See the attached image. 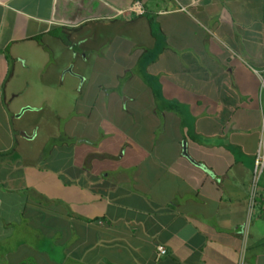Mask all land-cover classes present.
Listing matches in <instances>:
<instances>
[{
	"label": "crops",
	"instance_id": "crops-1",
	"mask_svg": "<svg viewBox=\"0 0 264 264\" xmlns=\"http://www.w3.org/2000/svg\"><path fill=\"white\" fill-rule=\"evenodd\" d=\"M263 130L264 0H0V264H264Z\"/></svg>",
	"mask_w": 264,
	"mask_h": 264
},
{
	"label": "rangeland",
	"instance_id": "rangeland-1",
	"mask_svg": "<svg viewBox=\"0 0 264 264\" xmlns=\"http://www.w3.org/2000/svg\"><path fill=\"white\" fill-rule=\"evenodd\" d=\"M70 85V84H69ZM69 87V86H68ZM55 91L53 90H49V96H50V99H49V103L51 102V108L49 110L53 111V112H56L57 114H60L59 116L60 117H55L53 118L51 113H47V120L49 122H60L58 124V126L54 125V124H50L49 127H60L59 129L61 130L59 132V134H57L56 136H53V137H49V136H46L45 134L43 135V137H41L40 141L43 143V141H45L46 145H49L52 147L53 144H57L59 143V141L57 139H60V140H63L64 142H66L67 144L69 142H75L76 140L75 139H72L69 137V135L65 134L64 131H66L68 127H71V126H67L66 127V123L69 121V117H72L75 113V110L77 109V106H78V103L77 101H75L73 98H72V94H70V91L67 89L66 91V94H65V97L68 98V99H65L64 100L59 96V94H57V96L55 95ZM54 99H52V98ZM55 98H59V99H55ZM81 100V99H80ZM79 100V101H80ZM78 101V102H79ZM34 103H38V102H34ZM77 103V104H76ZM48 106L47 102L44 103V107L45 106ZM57 109V110H56ZM31 112V111H29ZM40 114V113H39ZM41 119H43V116H39V123L41 124ZM56 121H55V120ZM48 125V123H47ZM39 126V125H38ZM38 126L36 127L38 129ZM40 127V131L42 132V128H41V125L39 126ZM68 131V130H67ZM79 134V133H78ZM77 139V137H75ZM79 140V139H78ZM40 145V144H39ZM77 145V143H76ZM53 148V147H52ZM34 149H36V146H34ZM76 152V151H75ZM55 158V156L53 157ZM50 159V161H57L55 159ZM42 222V220H41ZM26 227V224L24 223V221H22L19 225H18V228H17V233L19 236V231H22L24 228ZM27 234V237L29 239V241H31V231H30V228H29V231L26 233ZM52 238V237H50ZM34 240V244L36 245V242L38 241L37 239H33ZM50 243V242H49ZM39 249L41 250H44L46 251L49 255H50V249L46 246V245H42L40 244L39 246H37ZM57 251V247H54L53 250L51 251V253H56ZM35 259V260H34ZM34 259H32L31 262H28L29 264H42V262L39 260L40 258L38 256L35 255ZM34 260V261H33ZM43 264H49V262H43Z\"/></svg>",
	"mask_w": 264,
	"mask_h": 264
},
{
	"label": "built area",
	"instance_id": "built-area-1",
	"mask_svg": "<svg viewBox=\"0 0 264 264\" xmlns=\"http://www.w3.org/2000/svg\"><path fill=\"white\" fill-rule=\"evenodd\" d=\"M130 10L137 14L144 13L143 4L140 1H136L131 6ZM262 133L264 134V130ZM263 172H264V135L260 140L259 149L255 158L254 183H257ZM157 252L159 257H163L167 253V249L164 245H158Z\"/></svg>",
	"mask_w": 264,
	"mask_h": 264
},
{
	"label": "trees",
	"instance_id": "trees-1",
	"mask_svg": "<svg viewBox=\"0 0 264 264\" xmlns=\"http://www.w3.org/2000/svg\"><path fill=\"white\" fill-rule=\"evenodd\" d=\"M51 263H52V262H51ZM57 263H58V262H56V261L54 262V264H57Z\"/></svg>",
	"mask_w": 264,
	"mask_h": 264
},
{
	"label": "water",
	"instance_id": "water-1",
	"mask_svg": "<svg viewBox=\"0 0 264 264\" xmlns=\"http://www.w3.org/2000/svg\"><path fill=\"white\" fill-rule=\"evenodd\" d=\"M185 150H186V148H185ZM185 150H184V151H185ZM185 153H186V152H185ZM186 154H187V153H186Z\"/></svg>",
	"mask_w": 264,
	"mask_h": 264
}]
</instances>
